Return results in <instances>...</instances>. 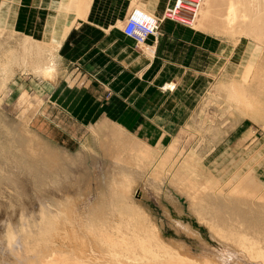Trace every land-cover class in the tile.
Here are the masks:
<instances>
[{
  "label": "rangeland",
  "instance_id": "1",
  "mask_svg": "<svg viewBox=\"0 0 264 264\" xmlns=\"http://www.w3.org/2000/svg\"><path fill=\"white\" fill-rule=\"evenodd\" d=\"M56 1L59 3L52 2L48 10L33 4V0H0V179H4L6 192L11 195L18 191L22 193L16 195L21 203L18 216H15L18 226L22 225L20 218L23 212L27 219L29 217L28 225L37 230V223L42 221L39 215L42 210L47 212L51 209L50 213L58 210L69 229L68 233L66 228L63 232L67 237L70 234L68 238L72 241L66 239L57 243L67 246L74 241L73 229L79 235L84 234L97 213L104 210L107 216L101 214L97 218L105 217L108 220V227H105L116 231L113 221L116 223L118 218L109 208L115 204L110 193L118 188V180L116 187H110L114 186V179L122 174L121 171L130 172L128 179L134 184L138 180L140 189H146L150 199L144 197L141 201L136 196V200L151 207L154 213L167 221L166 237L169 233L176 236V233L168 226L162 203L175 212L167 197L171 194L180 197L175 188L179 186V180L182 184L208 181L212 191L213 187L238 182L235 176L244 178L253 174L256 184L264 186V25L262 29L244 30V26L240 27V22H237L236 26L223 28L217 22L220 15L215 10L217 8L221 13L219 6L222 7L226 0L212 1L209 13L215 18L209 14L210 20L205 18L207 0H204V12L201 9L195 24L162 17V36L158 42L142 45L123 36L124 21L90 17L95 14H87V11L92 9L95 0H91L88 9L83 7L80 11L78 0ZM259 1L262 0H257L255 6ZM240 8L243 17L250 9L247 3L241 4ZM111 15L119 14L112 12ZM243 17L237 19L242 22ZM165 23L184 28L188 35L178 33L180 36H174L164 32ZM52 24H55L54 28L50 27ZM60 32L70 34L63 46L58 47L56 40ZM103 42L115 47L99 50L96 45ZM155 44L158 46L156 54L149 50V46ZM173 45L176 47L171 48ZM148 55L152 57L148 59L159 61L151 70L140 74L134 67L131 71L128 69V61L144 60ZM161 78L163 83H159ZM255 118L259 120L255 121ZM110 133H117L113 135L120 139L113 140ZM119 140L125 141L129 149L125 142L123 144ZM23 148H27L25 151L29 153ZM190 159L195 162L191 166L195 176L190 168V171L181 168L182 163ZM14 160L18 163L15 164ZM133 168L138 171H133ZM209 170L220 181L208 178ZM33 174H37L36 178ZM181 176L184 177L183 182ZM9 177L19 179V183L24 181L21 184L23 192L14 187ZM174 178H178L176 182H173ZM38 179H43L42 183ZM206 191L203 189V194ZM262 202L259 204L261 208L254 204L259 208L257 211L263 209ZM224 211L220 218H232L231 210V213ZM257 211L259 217L264 209L261 213ZM112 216L113 219L110 218ZM252 216L247 222L258 220L260 223L256 221L251 225L239 221L242 227L244 224L242 230L248 228L250 235L256 236L263 245L264 220L261 222V219H264V212L260 220L255 215L253 221ZM73 217L75 223L72 222ZM6 222L1 223L2 230ZM239 222L235 224L240 225ZM257 223L258 230H261L259 234H255L258 231L256 226L253 227ZM195 224L208 244L221 251L220 258L224 264L245 262L240 261L229 247L216 241L205 226L196 220ZM245 224L254 229L245 227ZM196 246L198 249L199 245ZM202 250L198 252L202 254Z\"/></svg>",
  "mask_w": 264,
  "mask_h": 264
},
{
  "label": "bare ground",
  "instance_id": "2",
  "mask_svg": "<svg viewBox=\"0 0 264 264\" xmlns=\"http://www.w3.org/2000/svg\"><path fill=\"white\" fill-rule=\"evenodd\" d=\"M79 1H80V3H79ZM212 1H214V0L205 1V9H206L205 18L206 19L209 18V20L211 19L210 16L211 17L213 16V14L209 13L211 10ZM216 2L213 3L214 6L217 5ZM255 2H257V0H252V1H249V0H226V2L221 5L222 7L219 6V8H221V11H222V12L221 11H219V12H221V13H218V10L216 7H215L216 10L214 9L217 12V15H220V17H219L220 20H217V22H219V25L222 26L223 28L233 26V25H235V23L240 22L239 24L241 26L239 24L238 25L240 27L244 26V27H242V28H244V30H246L247 28H250L252 30H258V28L262 29V27H263L262 25H264V23L261 24V21H264V1L263 0L259 1L256 6H255ZM90 3H91V0H78V4H79L78 10L80 11L83 7L88 9V7L90 6ZM203 3H204V1H203ZM203 3H202V6H203ZM246 3L249 5L250 9H249V11H247L245 13V16L243 17V16H241L243 11L240 8V5L246 4ZM202 6L197 11L195 18L189 20L190 25H192L193 23L195 24V21L197 20L200 11L203 10ZM135 11H141L142 13L146 14L147 16L154 17L151 13H148V11H146L145 9H142L140 7L136 8L130 14V16ZM212 11H213V9H212ZM84 12H81V13L84 14ZM203 12H204V10H203ZM209 14H211V15L209 16ZM78 15H80V12H78ZM240 17H243V19H246L247 21L246 20L243 21V19H242V22L239 21L237 18H239L241 20ZM154 18H156V17H154ZM236 19L238 21H236ZM50 27L54 28L55 24L50 25ZM65 29H67V28H65ZM239 30H241V29H239ZM64 35L66 36V34H64ZM59 36H62V32L59 33ZM56 41L58 43L57 44L58 47H60L62 41H60L59 39H57ZM37 108H39V107H37ZM37 108H35V110H33L32 115L34 114V112L36 111ZM29 115H31V114H29ZM257 120H259V119H256L255 121H257ZM26 123L28 124V122H26ZM119 133H121V132L119 131ZM113 134L117 135V133H113ZM113 134L110 133V136L112 135V137H114L113 140H115V138L120 139V138H118L119 136L115 137L116 135L114 136ZM110 136H107V137H110ZM20 137L22 138L24 136H20ZM21 138H20V141H22ZM122 138H124V136ZM17 139H19V138H17ZM15 141L17 142L16 139H15ZM119 141H121V140H119ZM22 142H20V144ZM123 142H125V141H123ZM122 143H120V144H122ZM125 145H127V143ZM125 145H123V146H125ZM127 147H128V145H127ZM133 147H134V145H133ZM124 148H126V147H124ZM23 149L25 151L27 148L26 149L23 148ZM29 149H30V147H29ZM31 149H32V147H31ZM128 149H129V147H128ZM113 150H114V148H113ZM131 151H133V149ZM6 152H8V151H6ZM6 152H5V155L8 154ZM20 153H21V151H20ZM2 154H4V153H2ZM42 154H40V155H42ZM22 156H23V154H22ZM33 156H35V155H33ZM46 156L48 158H50L49 155H46ZM134 156L137 157V155H134ZM9 157L11 158L12 156H9ZM23 157L25 158V156H23ZM38 157H36V158H38ZM40 158H41V156H40ZM13 159H15L14 156H13ZM16 159H17V157H16ZM27 159H30V158H27ZM33 159H35V157ZM42 159H43V155H42ZM22 160H24V159H22ZM150 160H152V158ZM16 161L14 160V162H16ZM51 161L52 160H50V162ZM27 162H28V160H27ZM43 162L45 163V161H43ZM43 162H40V163H43ZM193 162L191 159L188 161L186 160L182 163L181 168L187 169V171H190L192 168L191 166H193ZM17 163L18 162H16L15 164H17ZM146 163L147 162H145V164ZM161 163H162V161H161ZM118 164H119V162H118ZM125 164H127V163H125ZM128 164H130V163H128ZM49 165H52V164H49ZM120 165H121V163H120ZM133 165H131V167H133ZM165 165H167V164H165ZM124 166H126V165H124ZM139 166H141V165H139ZM139 166H137V168H139ZM134 167L136 168V166H134ZM27 168H29V167H27ZM48 168H50V167H48ZM51 168H52V166H51ZM189 168H190V170H189ZM12 169H13V167H12ZM15 169H16V166H15ZM25 169H26V166H25ZM119 169H121V168H119ZM161 170H163V169H161ZM0 171H2L1 168H0ZM27 171H28V169H27ZM52 171H49V172H52ZM130 171H131V169H130ZM133 171H138V169L134 170V168H133ZM119 172H120V170H119ZM190 172L193 175L195 174V173H193L194 169H193V171L191 170ZM47 173H48V170H47ZM121 173L122 174L118 173L119 175H117L116 179H114L115 177L114 178L112 177L115 182L113 183L114 186L110 185L111 186L110 188L116 187L118 185V188H115L116 191L113 190L114 192L112 191L113 193H110V194H112L111 199H113L115 204H113V206L111 208H109V210L111 209L113 211V213L115 212L114 213L115 217L117 216L116 218H118V221L116 220L117 224L113 221V224L116 225L115 226L116 231H114V230L111 231L112 230L111 228H109L110 230H108V228H107L108 225L106 223V221H108V220H106L105 217H102L99 219L97 218V217H100L101 214H103L104 216L105 215L107 216L106 212L103 210L100 213H97L98 214V216H96L97 219L95 218L94 219L95 221H91V223H92L91 226L90 225L88 226V228L86 229V232H83L84 234L79 235L78 232L72 228L73 231H75V234H74V232H72L74 235V236L72 235L74 241H73V243L71 242L72 244L70 243L71 245H67V246L66 245L65 246H62V245L59 246V244L57 243L60 240L63 241L66 239L67 240L70 239L72 241L71 238H68L70 234H68V237H67V235L64 234V232H63V230H65V228H66V230H67L66 232L68 233L69 229H68V227H65V226H67V225H65L66 220L61 217L62 213L58 212V210H57V212L55 211L56 213L55 212L53 213V211L50 213L49 211L51 209L47 212L45 210H42L41 214H39L41 216L42 221H40V224L37 223V225H38L37 230L32 229L31 224H29L30 226L28 225L27 220H29V217L27 219V217H26L27 215L26 214L23 215L24 212L22 211L23 212V213L21 212L22 217L20 218L22 225L18 226L17 225V217H15V216H18L17 210H18V208H20V206L18 207V205L21 203H19V196H16V195L20 191H18L16 195H14L15 193H13L11 195L9 192H6L4 189V187H5V185L3 184L4 179H0V182H1L0 183V225H1V223L3 224L6 220L8 221V222H6V225L4 226L3 230L0 228V264H224V262H222V260L220 258L221 251L218 248L208 244V242L203 237L202 231L199 228H197V226L195 224V220L200 225L205 226L208 229L211 236L216 241L220 242V244L224 245V247L225 246L229 247L232 250V252L234 251L233 253H235V255L237 256V258L240 261L244 260L245 262L243 263V261H242V264H247L246 261L251 262V264H264V244L261 245L256 236H254V235L251 236L250 233L248 232V228H247V230H242V228L244 227V224L242 227V224L239 222V221H241L242 223L247 222V220L249 218H251L250 216L252 214H253V216H255V215L257 216L256 211H257V209L261 208V206L259 204L262 205V203H263L262 200L264 201V186L256 184L255 181L257 179L253 178L254 177L253 174H248V175L244 176V178L239 176V175L237 177L235 176L234 178L236 180H238V182H236V183L233 182V184H230V185L228 184V186H220L219 185V187H217V188L213 187L212 191L210 190V187H211L210 183L211 182H208V181L204 182V181L198 180V182H193V181L191 182L190 181L187 184H182L179 180V186L176 185L175 188H176V191L180 197L174 196V194H171L170 197H167V194H166L167 200L175 212L173 213L169 206L164 205L162 203V207L164 208V216L168 218V226L172 227L174 229V232L176 233V236L173 235L172 233H169L168 237H166V235L164 233V231H165L164 229L167 228V226H166L167 221L164 220L163 218L159 217L156 213H154L151 207H148V205H146L145 203H143V205H141L136 200V196L141 198V201L144 200V197L150 199L146 189L143 188V191L140 189V186H138L139 185L138 180L134 184L133 181H130L131 179L130 180L128 179V175L130 172H127V174H126V173H123L121 171ZM178 173H180L183 176L182 172H178ZM31 174H32V172H31ZM137 174H139V173H137ZM47 175H50V174H47ZM208 175H209V176H207L208 178L212 177V178H215V180L217 179V177L210 170L208 172ZM7 176H3V177H6L5 179H7L8 178ZM34 176L36 178L37 174H35ZM114 176H116V174ZM134 177L136 178V176H134ZM185 177H186V175H185ZM189 177L191 178V176H188V178ZM31 178H32V176H31ZM41 178H43V177H41ZM138 178H139V176H138ZM182 178H183L182 179V182H183L184 177H182ZM43 179H41V181ZM174 179H172L173 182H176V180L178 178L175 180ZM18 180H15V179L12 180L9 177V181L13 182L14 187H16V188L19 187V189L22 190L21 184L24 181H21L19 183ZM172 180L170 183L171 185L174 184V183L172 184ZM41 181L39 180V182H41ZM49 181H51V180H49ZM116 181H117V185L115 186ZM185 181L187 182L189 180L185 179ZM217 181H220V179L218 178ZM39 182L37 181V183H39ZM46 182H47V180H46ZM46 182H44V183H46ZM44 183H43V185H44ZM180 183H181V185H180ZM50 184H51V182H50ZM152 184H153V182H152ZM35 185H37V184H35ZM154 185H152V187ZM212 185H213V182H212ZM253 185L255 187H253ZM8 186H10V185H8ZM256 186H258V187H256ZM32 188L33 187H31V189ZM12 189L13 188H11V190ZM23 189H24V187H23ZM203 189H204V191L207 190L204 194H203ZM83 190H85V189H83ZM22 192H23V190H22ZM19 194H22V193L20 192ZM44 196H45V194H44ZM71 196H73V195H71ZM78 198H79V196H78ZM260 202H262V203H260ZM254 204H256L257 207H259V206L260 207L255 208L256 205H254ZM114 205H115V208H114ZM102 208H104V207H102ZM262 208L264 209V206H262ZM263 209H261V211L259 210L257 212L261 213L263 211ZM54 210H56V209H54ZM99 210H97V211H99ZM224 210H228V212H230V213L232 211V218L228 217V219H224L223 216H222L223 219L220 218L221 217L220 213ZM229 210H231V211H229ZM147 211L149 212V214ZM253 212H255V215ZM263 212L261 214H263ZM224 213H225V211H224ZM18 214H20V213H18ZM108 214H110V212H108ZM95 215H96V213H95ZM221 215H222V213H221ZM260 215H259V217H260ZM65 216H67L66 213H65ZM110 216H111V214H110ZM228 216H229V214H228ZM253 216H252V220L254 221ZM67 217H69V216H67ZM263 217H261V218H263ZM110 218L113 219V216ZM226 218H227V216H226ZM239 218H241L242 220H245V221H242ZM261 218H259V220ZM30 219H32V218H30ZM73 220H74V217L72 218V222L75 223V221H73ZM110 220L111 219H109V222H110ZM262 220H264V219H261V222H262ZM103 221H104V223H103ZM256 221H258V220H255L254 222L256 223ZM67 222L70 223V221H68V220H67ZM93 222H95L96 225ZM235 222L236 223L239 222L241 226L239 224H235ZM254 222L249 223V221H248L247 223L252 225V224H254ZM259 223H257V225L253 226V227L256 226L255 229L258 231V233L255 232V234H259V230H260V229L258 230ZM249 224H245V227H247ZM105 225H107V227H105ZM238 225H239V227H238ZM251 225L248 226V227H250V229L252 227ZM262 225H260V226L262 227ZM113 227L114 226H112V228ZM240 227H241V229H240ZM244 229H246V228H244ZM253 229L250 231L252 232ZM262 230H263V234H264V229H262ZM253 233H254V231L251 234H253ZM260 234L262 235V232H260ZM261 235H259L258 238ZM187 238H189V239H187ZM262 240H263V237H262ZM262 240L260 238V241H262ZM262 242H264V241H262ZM195 243L199 245L198 249L195 248V247H197ZM201 248L203 249L202 254H200L198 252L199 249H201ZM206 248H209L210 250H207Z\"/></svg>",
  "mask_w": 264,
  "mask_h": 264
},
{
  "label": "crops",
  "instance_id": "3",
  "mask_svg": "<svg viewBox=\"0 0 264 264\" xmlns=\"http://www.w3.org/2000/svg\"><path fill=\"white\" fill-rule=\"evenodd\" d=\"M52 2H56L57 4L59 3V1H56V0L55 1L33 0V4H37L38 7H41V8H47L48 10L52 7V4H53ZM173 3H174V0H95L94 6L92 7L91 10L87 11V14L88 12H91L90 14L94 13L95 15H90V17L92 16V18L95 17L96 19H99V20H109L111 18L119 19L121 21H124L123 26H125L127 18L129 17L131 12L136 8V6H143L141 7L142 9H145L149 13L153 14V16H155L156 18L162 19L166 9L172 6ZM118 7L120 9H118ZM112 12L119 14V15H115L113 17L111 15ZM163 23H164V20L161 23V27ZM163 30L164 32L171 33L174 36L177 35L178 33L188 35L186 31L184 30V28L176 27V25H174L173 23H165L163 26ZM64 34H66V36ZM64 34H62V36H59V40L62 41L61 46H63L70 32L64 33ZM122 34L126 39L133 40L125 35L124 27L122 30ZM57 35H59V33ZM161 36H162V31L160 29V36L158 37V39H155V37H150L147 40L146 44L152 41L158 42ZM177 36H180V35H177ZM96 47L99 48V50H107L109 47H115V45L106 44L105 42H103L101 44H97ZM149 47H150L149 50H154V54H156L155 52L158 51L157 44H155L154 46H149ZM170 47L175 48L176 46L173 45ZM150 57L151 56L148 55V57L145 58L144 60L138 59V60L128 61V69H130L131 71V68L134 67L135 70H139L140 74L148 70H151V67L154 64H156V62H159V61L148 59ZM135 70L132 72H135ZM159 83H163L162 78L159 81Z\"/></svg>",
  "mask_w": 264,
  "mask_h": 264
},
{
  "label": "built area",
  "instance_id": "4",
  "mask_svg": "<svg viewBox=\"0 0 264 264\" xmlns=\"http://www.w3.org/2000/svg\"><path fill=\"white\" fill-rule=\"evenodd\" d=\"M204 0H175L168 7L163 19L171 18L181 23L190 24ZM162 19L147 16L141 11H135L126 21L124 33L138 44H145L150 37L158 39Z\"/></svg>",
  "mask_w": 264,
  "mask_h": 264
}]
</instances>
